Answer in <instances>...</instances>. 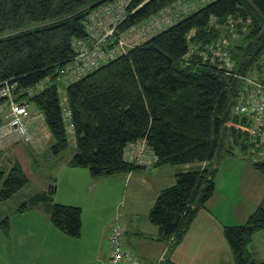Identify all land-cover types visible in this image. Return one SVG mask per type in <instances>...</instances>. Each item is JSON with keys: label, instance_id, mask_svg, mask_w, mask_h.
I'll return each mask as SVG.
<instances>
[{"label": "trees", "instance_id": "16d2710c", "mask_svg": "<svg viewBox=\"0 0 264 264\" xmlns=\"http://www.w3.org/2000/svg\"><path fill=\"white\" fill-rule=\"evenodd\" d=\"M118 1L0 0V87L14 84L12 100L37 110L40 117L32 127L38 122L48 131L51 158L86 169L93 178L199 164L178 171L175 183L160 191L149 211L160 238L173 247L213 196L212 162L222 154L238 149L264 177V108L256 98L254 106L246 82L252 78L264 84V0H131L102 50L114 49L122 34L164 11L173 23L70 81L66 67L74 65V42L91 40L87 16ZM190 2L193 6L183 11L181 6ZM227 62L232 67H226ZM7 105V99H0V107ZM258 117L259 138L253 131ZM29 127L31 141L9 142H18L21 152L35 150L24 148L34 141ZM70 142L74 149L63 156ZM225 142L230 151H223ZM131 143L142 148L149 164L129 156ZM2 155L0 148V159ZM14 160L7 172L0 169V202L29 182L25 165ZM40 203L56 229L80 236L81 209L53 203L47 191L31 195L19 212ZM0 226L6 233L7 219ZM260 232L264 234V199L244 223L223 227L233 264H264L248 250Z\"/></svg>", "mask_w": 264, "mask_h": 264}, {"label": "crops", "instance_id": "0c3cea01", "mask_svg": "<svg viewBox=\"0 0 264 264\" xmlns=\"http://www.w3.org/2000/svg\"><path fill=\"white\" fill-rule=\"evenodd\" d=\"M30 113L37 110L28 105ZM0 111L3 108L0 107ZM2 121L0 115V123ZM34 123V121H32ZM29 131L34 144L31 149H40L42 144L51 143L46 129L38 130L39 123ZM235 155H224L226 164L232 163L223 187L218 186L219 169L217 158L215 191L205 208L200 209L181 241L170 247L169 242L160 238L159 229L149 221V211L163 189L175 182L178 171L192 166H156L149 170L133 171L123 175L93 178L88 170L67 166L64 160L50 158V171H64L76 179V184L65 187L66 194L56 200L58 185L51 188L53 203L79 207L81 209L80 236L73 238L56 229L43 204L29 207L20 213V228L10 224L6 242L0 246V264H106L109 258V229L112 221L124 230L123 246L145 264H232V257L223 236L224 226L244 223L264 199V182L247 161L234 151ZM225 164V165H226ZM206 164H203L205 166ZM243 165V166H242ZM256 180V182H255ZM143 187L149 193L151 205L140 214L132 205L133 194ZM261 189V192L259 191ZM46 192V191H42ZM220 192V196H215ZM254 205H250L257 197ZM261 200V201H262ZM139 203V199L136 201ZM142 215V216H141ZM3 220L0 219V223ZM214 235V236H213ZM17 239V248H11V240ZM14 252V254L12 253ZM16 251V252H15ZM16 254V255H15ZM15 255V256H14Z\"/></svg>", "mask_w": 264, "mask_h": 264}, {"label": "built area", "instance_id": "2783aa9c", "mask_svg": "<svg viewBox=\"0 0 264 264\" xmlns=\"http://www.w3.org/2000/svg\"><path fill=\"white\" fill-rule=\"evenodd\" d=\"M130 1L131 0H120L114 4L102 5L101 7L89 13L86 19L87 21L85 23L87 25V31L91 40L89 43H86L84 41L74 42L73 46L77 53L74 58V65L66 67L67 77L70 81L80 79L87 73L91 72V70L97 68L99 63H103L107 60L113 59L128 47L139 45L140 43L147 40L151 35L161 32L168 25H171L173 23V20H171V18L168 19L167 16H164L161 19L159 17H155L147 23L142 24L137 28H132L128 32L122 34L118 38L114 49H110L108 51L102 50V46L106 38L111 37L114 34L116 26L120 21L124 19V12ZM192 6L193 3L182 5L181 8L183 11H186L188 10V7L191 8ZM115 11L116 14H114ZM167 12L168 11H164L163 13L168 14ZM106 14H112L114 21L110 25H108V28H110L109 30L99 33V31L96 30V26L98 25V22H100L101 18H104V15ZM95 18L100 19L99 21H94ZM158 20L164 21H161L159 23ZM147 32L150 34H148ZM133 35L138 37L139 39L134 38V42L128 43L126 41L127 37ZM215 54L221 56L222 58L226 57V54L221 51H215ZM226 67H232V64L230 62H227ZM246 82L251 86L248 91L252 95L251 100L254 99V106L257 105L256 99H258L260 105H262V107L264 108V84H261L252 78L247 79ZM250 83L254 87H252ZM13 87L14 84L8 83H5V85L0 87V99L5 98L8 100L6 119L0 124V142L17 138L19 139V141L27 143L31 141V136L28 133V124H30L32 120L38 119L40 115L31 116L26 105H24L23 103H15L12 100L11 93ZM240 110L245 111L246 107L241 106ZM259 119L260 117L255 119V128L253 130L258 138L262 133ZM142 151V148H135L131 149L128 154L130 157H135L138 160L139 164L147 165L149 164L150 160L149 158L142 157ZM123 231V228L116 222H112L110 224L109 241L111 254L109 256V259L107 260V264H144L142 263L140 258L136 257L132 252L124 249L122 242Z\"/></svg>", "mask_w": 264, "mask_h": 264}, {"label": "rangeland", "instance_id": "374dc122", "mask_svg": "<svg viewBox=\"0 0 264 264\" xmlns=\"http://www.w3.org/2000/svg\"><path fill=\"white\" fill-rule=\"evenodd\" d=\"M191 4V2H190ZM101 7V6H100ZM99 8V7H98ZM168 13V12H167ZM116 14V11L114 12ZM163 14V15H161ZM156 16L159 17L160 19L163 18L164 16H167L168 19L172 18L170 14L166 13H161ZM166 14V15H164ZM100 18H95L94 21H99ZM114 21L113 15L112 14H106L104 15V18H101L100 22H98V25L96 26V30L100 32H106L110 28H108V25H110ZM159 23L164 20H158ZM148 33V32H147ZM150 34V33H148ZM134 38L139 39L136 36H128L127 37V42L131 43L134 42ZM60 91L59 97L62 102L63 107H67L66 104V95L65 91L63 88ZM7 112V109H4L3 111H0V115L2 118V121H5L6 116L3 115ZM36 120V119H35ZM9 122V121H8ZM40 130V125L39 129ZM8 140H5L0 144V148L3 151L2 159H0V169L2 171L7 172L11 166L15 162L14 159L20 160L21 163H23L26 167L27 173L29 175V182L26 187L23 189L19 190L14 196L11 197L8 201L5 202H0V219L1 220H6L8 221V231L10 230V224L15 227L18 226L20 228V212L19 208L20 205L25 202L31 195L39 193L41 191H47L50 192L51 188H54L55 184L58 185L57 192H54L56 194L55 199L60 200V196L66 194L65 187H69L71 183L76 184V179L69 177L64 171H60L59 173H54L50 171V165H51V160L49 156L51 154H48L50 152L49 144L46 142L45 144H42L41 148L38 150H34L32 152H27V150L23 149L21 152V145L18 144V142L14 145L12 143H7ZM21 142V141H20ZM34 144V141H33ZM18 148L20 150H18ZM229 143L225 142L224 143V148L223 151H230L229 149ZM73 145L70 142L68 150L63 154L64 155H69L70 152L73 150ZM33 150V149H32ZM236 152H238L239 155L243 154L238 150L235 149ZM226 154V153H224ZM235 155V154H232ZM222 161L217 163V167L219 169V177H218V186L219 188L223 187V183L226 179L227 176L230 174V170L227 169L232 163H225L226 157L222 154L221 156ZM226 164V165H225ZM191 169H196L199 167V164H193ZM170 166V165H167ZM243 166V165H242ZM172 167V166H171ZM251 167V166H250ZM179 168V167H177ZM86 170V169H85ZM144 171V170H143ZM56 177V182L55 181V176ZM260 176L261 180L264 182V177L261 175ZM54 180V181H53ZM256 182V180H255ZM175 183V182H174ZM173 183V184H174ZM172 184V185H173ZM171 185V186H172ZM139 190H137L133 194V199H136L134 202H132V205L137 208L138 212L142 214L144 210H146L149 205H151V201H149V193L152 194V192L146 190L143 187H139ZM259 191L261 192V189L259 188ZM221 193L217 192L215 196H220ZM139 199V203L137 204V200ZM258 199V194L255 200L250 205H254ZM262 200V199H261ZM259 200L258 203L261 202ZM142 216V215H141ZM3 233L4 230L1 227ZM8 231L4 233L5 235L8 234ZM1 233L0 231V246H2L6 242V236ZM214 236V235H213ZM228 246V245H227ZM11 248H17V239L15 238L14 240H11ZM248 250L253 256V259L256 260L257 262H264V234L262 232L257 233L254 238L252 243L248 246ZM16 252V251H15ZM14 254V252L12 251ZM16 255V254H15ZM14 255V256H15ZM195 264V263H194ZM211 264H216V263H211ZM233 264V262H232Z\"/></svg>", "mask_w": 264, "mask_h": 264}, {"label": "bare ground", "instance_id": "6f19581e", "mask_svg": "<svg viewBox=\"0 0 264 264\" xmlns=\"http://www.w3.org/2000/svg\"><path fill=\"white\" fill-rule=\"evenodd\" d=\"M74 61H75V59H74ZM1 143H2V142H0V144H1ZM135 147H136V146H135V143H131V144H130V149H135ZM109 237H110V235H109ZM109 242H110V241H109Z\"/></svg>", "mask_w": 264, "mask_h": 264}]
</instances>
